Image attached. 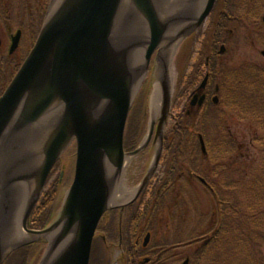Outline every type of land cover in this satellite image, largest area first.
Wrapping results in <instances>:
<instances>
[{"label":"rangeland","instance_id":"1","mask_svg":"<svg viewBox=\"0 0 264 264\" xmlns=\"http://www.w3.org/2000/svg\"><path fill=\"white\" fill-rule=\"evenodd\" d=\"M50 2H52V0H49L45 10H48L49 6L52 7L53 4ZM32 5H34V3H32ZM13 11L15 12L12 14L15 15L19 12H16V10ZM256 12L257 14L255 16ZM38 13L41 15L40 11L35 12L37 15ZM263 14L264 0H228L226 4L224 0H217L214 4L213 11L205 18L199 28L191 29V27H189L187 29L185 36L178 43L176 51L170 57L169 64L166 67L167 72H171L174 76H172V82L167 85V90L170 94L168 111L159 135L157 134L158 121L153 126H151V123L154 119L156 121V118H160V109L159 112L156 111V114L152 111L150 98L154 92V81L157 82L156 71L159 64L158 61L162 62L163 60V49L162 51L159 50V52L158 48L155 49L146 69L143 70V68H141L144 72L142 71L143 74L141 73V78L137 81V88L130 102L124 128V140L131 146L133 151L141 146V144L147 140V137H149V140L147 141V145L139 147L141 150L136 155L129 156L130 160L128 162L125 160L123 165L125 168L122 184L125 186L128 193L134 191L133 195L130 196L125 203L120 205L109 203L111 208L108 209L99 220L92 239L88 264H128L129 248L134 250L142 246L145 249L149 242V236L151 241L153 238L159 241L165 235L166 242H164L165 244L167 243V247H165L169 248L174 238L173 235L176 232L175 226H177V230L179 229L180 235L178 239L182 240L188 237V229L192 223L193 228L199 231L202 230L203 225L207 224L208 220H211V213L209 212L211 207L209 203L210 194L207 192L208 190H204L205 187L196 181H190L191 184L193 183V186L190 187L189 192H186L190 197V202L193 204V207L190 209V206H187L185 211L188 210L185 214H181L179 210V218L177 219L173 217L169 219L168 213H160L156 218V222L159 225V231L156 236L153 233L144 231L145 229L141 223H139L138 227H135V219H132L129 213L126 215V210L127 207H131L129 209L130 212L133 208H139L141 202L143 203L144 210L147 203V196L150 195L149 191L152 190L154 184L161 178L160 174H162L164 169V158L167 156H175L169 155L172 153H168V146L177 142L176 140H179L181 134L183 140L181 142H183V144L181 145L182 150L179 153V159L182 158L181 160L188 161L190 164H198V158L199 161L201 160L199 149H197L195 145L197 139L196 135L198 133L200 134L202 129L205 130L207 126L210 127L211 124L210 119H208L209 117H207V113L204 118H202V114L204 111L211 109V112H213L215 106H218L219 101L218 103H214L210 100V102H207L204 110L199 111V114H195L196 106L190 104L192 98L191 91L196 86L198 87L201 85L202 80H205V71L209 72L213 64L217 79L214 85H217L219 90V83L222 77H225L227 73H231L232 80L237 79L238 83H240V79L243 78L242 74L245 76L246 80H249L248 74L253 71L251 69L254 68V66H264V23L261 21V16ZM36 18L38 19L39 16ZM28 21L29 20H25V24ZM180 22H182V20L176 21L177 24ZM31 24H33L32 20ZM221 46H223V49ZM16 54L15 52V55ZM15 65L16 63L14 64L13 58H7L0 64V88L13 72ZM15 73L16 71L12 77ZM168 78H170V75H168ZM227 78L228 77L224 79L226 82ZM10 81L11 78L7 81L5 87ZM206 83L207 86L210 85V77H207ZM231 83L232 82H228L227 85H231ZM159 85L158 88L161 93ZM190 108H193V111H190ZM215 110L218 114L222 115L221 124L224 125L225 130H227L240 144L242 156L247 157V162H251V160L255 161L254 158L259 154V149L252 142L257 131L255 126L228 116L229 112H227L223 106ZM54 124L56 125V123ZM150 128H152L151 135H149ZM177 130L179 134L173 132ZM40 138L41 137H39V139ZM166 142V151L163 148L160 152L158 161L160 165L157 164L158 166L152 174L153 177H149L143 185L144 188L142 187L145 193H135L143 178L153 166L154 158L159 149L158 145L161 143L163 147ZM189 147L195 148L196 150L195 153L198 158L195 160L189 156V154H191ZM75 153L76 144L75 141H72L67 145L58 161L53 165L49 176H47L40 197L36 200L35 206L30 212L27 222L28 229L40 231L49 226L57 217L66 191L73 180ZM18 165L19 163L15 160V169H17ZM201 166L203 169L204 165L201 164ZM181 167L184 172H187L186 168L189 166L186 165V168L184 166ZM233 168L234 165L232 166V170ZM19 172H15L14 178L11 181L14 183V186L15 180L22 173L21 171ZM11 182L4 181L3 183V180H1L0 192H4L2 188L9 189ZM25 183L27 185L31 184L29 180L25 181ZM4 195H6V193ZM143 195L144 198L142 199ZM174 196L176 198V196H179V193H172L170 198L172 199ZM27 201L28 196H26V202ZM173 201L175 200L173 199ZM1 203L2 201H0V205L6 208L7 204L5 203L3 206ZM189 210L192 212L190 213ZM8 212V210L4 212L6 217L8 216ZM6 217L4 220L7 219ZM38 220L42 221L39 222ZM169 223L171 229H174L175 232L174 230L172 233L168 231ZM183 223H186V225L184 226ZM18 227L22 232L24 231L20 226ZM8 228L9 227H6L7 231L9 230ZM6 234L8 233L6 232ZM132 234L139 235V239L138 237L135 238L138 239V243L135 242ZM31 235L32 236H29L30 238L28 239L30 242L28 241V243L22 244L18 246V248L10 251L2 264H40L46 252L48 241L46 239H38L35 241V235ZM260 236L262 242L258 241V244L251 245V249L255 257L264 262V234ZM146 237L147 239H145ZM21 241L26 242L25 239ZM186 241L187 240H183L182 242L185 243ZM195 247L196 245L186 244V246L174 249L173 251L167 250L166 255L160 260L163 261V264H187L188 259L186 258ZM161 254H157V257L161 258ZM173 258L175 260H172ZM152 261V258L150 260L145 258L143 264H150ZM233 264H236V262Z\"/></svg>","mask_w":264,"mask_h":264},{"label":"water","instance_id":"2","mask_svg":"<svg viewBox=\"0 0 264 264\" xmlns=\"http://www.w3.org/2000/svg\"><path fill=\"white\" fill-rule=\"evenodd\" d=\"M54 1L50 3L53 4ZM117 1L70 0L54 21H50L49 6L32 49L0 96V133L22 97L33 99L34 102L28 121H32L34 115L46 110L52 102H61L65 107L58 129L52 132L44 146L42 151L44 161L40 171L35 172L38 176L36 179L33 178L34 184L30 189L33 193L27 195L28 201L21 216L25 232L39 235L35 241L38 239L48 241L40 264H48L54 251L67 238L71 241L56 264L89 263L92 239L97 225L104 212L111 208L106 199L110 186L103 177L105 173L112 172L114 175L118 173L127 157L136 155L141 150L139 147L145 146L149 140L147 137V140L134 151L125 152L123 149L125 122L131 102L128 98L127 74L124 73V60L117 63L107 61V40ZM130 1L142 18L149 23V41L144 51L142 65L144 70L155 49L158 48V52L162 51L158 45L159 30L156 29L150 1ZM214 2L215 0H205L198 11L197 7L185 11L189 22L188 28H199ZM262 19L264 21V16ZM111 63L116 67L113 68ZM45 64H48L49 78L43 81L45 84L40 87L38 77ZM205 82L206 78L200 87H203ZM163 99L165 106L158 121V135L168 111V90ZM213 99L217 100L216 97ZM202 101L203 96L199 98L198 103L201 104ZM193 103L194 100L191 101V104ZM88 109L93 114L105 112V119L99 126L94 127L88 123ZM72 141L76 144L74 176L59 213L46 228L40 231L28 229V217L40 197L47 176ZM159 157L160 149L156 153L153 166L135 193L141 190L146 180L154 173ZM5 217L4 215L3 219ZM52 231H57L54 241L47 238ZM28 241L15 242L6 249L0 248V264L10 251Z\"/></svg>","mask_w":264,"mask_h":264},{"label":"trees","instance_id":"3","mask_svg":"<svg viewBox=\"0 0 264 264\" xmlns=\"http://www.w3.org/2000/svg\"><path fill=\"white\" fill-rule=\"evenodd\" d=\"M227 1L224 0L225 4ZM256 14L257 12L255 16ZM25 55L26 53H20V60L15 61V68L0 88V94ZM213 65L209 71L210 90L212 91L215 82H217ZM251 70L253 71L248 74L249 80H246L242 74L243 78L240 79V83L237 79L232 80L231 73H227L225 77H222L219 83L218 106H215L213 112H211V109L204 111L202 114V118H204L207 113V117L211 122L210 127L207 126L205 130L202 129L200 132L205 146V153L201 151L198 135H196L198 140L196 139L195 145L199 149L200 161L196 157L195 148L189 147L191 152L189 156L194 160L198 158V164H190L188 161L181 160L182 158L179 159V153L182 150L181 145L183 144L181 134L180 137L178 136L179 140H176L177 142L168 146V153H172L169 155L175 156L164 158L163 174L158 182L154 184L152 190L149 191L150 197L146 200L147 203L143 212L137 208L130 214L132 219H135V227H138L141 223L145 229L144 231H150L156 236L159 231L156 218L160 213H168L169 219L172 217L177 219L179 218V210L181 214H185L188 210L185 211L187 206H190V209L193 207L190 197L186 193L193 186L191 182H199L205 187L204 190H208L207 192L210 194L209 203L211 207L209 212L211 213V220L203 225L204 228L202 227V230H199L201 232L196 231L192 223L188 229V237L179 240V229L177 230V226H175L176 232L173 229L175 232L174 238L170 243L171 246L168 245L170 249L166 248L165 235L159 241L153 238L150 246L153 249L158 248L156 254H162L161 258H158L156 254L151 253L153 261L150 264H163L160 259H163L167 250L173 251L186 246V244L196 245L186 258L188 259L187 264H233L234 262L236 264H264L263 261L255 257L251 249V245L262 242L260 235L264 234V66H254ZM226 77H228L227 82L224 80ZM228 82H232L231 85H227ZM220 106H223L229 112L228 116L251 124L257 129L252 139L254 145L259 149L258 156L254 158L255 161L247 162V157L241 154L240 144L221 124L222 115L215 110ZM173 132L179 134L178 130ZM201 164L204 165L203 169ZM186 165L189 167L186 168ZM181 166H184L187 172H184ZM179 174L181 175L179 176ZM186 174L191 175L192 178H186ZM198 178L204 179L206 185H203ZM176 192L179 193V196H176V198L174 196L171 199L170 195ZM141 204L143 203L141 202ZM183 225L185 226L186 223H183ZM173 230L169 223L168 231L172 233ZM183 240L187 241L183 243ZM131 253H133V250L129 248L128 264L135 262V259H130Z\"/></svg>","mask_w":264,"mask_h":264},{"label":"bare ground","instance_id":"4","mask_svg":"<svg viewBox=\"0 0 264 264\" xmlns=\"http://www.w3.org/2000/svg\"><path fill=\"white\" fill-rule=\"evenodd\" d=\"M70 0H55L50 12V21H54L62 10L67 7ZM155 18L156 29L159 30V47L163 49V60L158 61L156 80L154 81V92L150 98L152 111L160 114L165 106L163 95L167 91V85L172 82V73L167 72V65L170 57L176 51L178 43L183 39L188 29V20L185 11H191L193 7L200 9L205 0H149ZM177 20H182L179 24ZM187 20V21H186ZM149 23L142 18L141 14L134 8L130 0H118L116 10L114 12V20L111 24L110 35L107 40V61L115 62L124 60V73L127 74L128 98L132 99L136 88L137 81L141 78L144 63V51L149 41ZM181 37V38H180ZM180 38V39H179ZM142 47L144 49H142ZM140 49V50H139ZM113 68L116 67L111 63ZM170 71V70H169ZM170 75V78H168ZM40 87L43 81L48 80L49 70L48 64L42 67L39 74ZM160 83V85H159ZM158 85L161 88L159 92ZM168 96L170 97L169 91ZM33 99L22 97L18 100L15 109L5 123L0 133V182L12 181L15 172L22 173L10 183V188H2L4 192H0V201L2 205L6 203V208L0 205V248L6 249L16 241L28 240L32 235L23 230L21 224V216L23 215L26 196L31 194L30 191L36 179V173L43 164V149L52 132L58 129L62 120L65 107L61 102H52L46 110L39 115H34L32 121H28L31 116ZM169 104V101H168ZM88 107V106H87ZM87 118L92 126H99L105 119V112H94L89 109ZM24 120V122H23ZM26 122V123H25ZM56 123V125L54 124ZM94 124V125H93ZM48 131V132H47ZM39 137H41L39 139ZM40 142V143H39ZM15 160L19 163L15 169ZM127 162L130 160L127 157ZM124 166L115 175L112 172L105 173L104 181L109 184L107 191V202L115 205L125 203L133 192H127L122 184L124 176ZM10 172V175H9ZM36 172V173H35ZM20 173V172H19ZM35 173V174H34ZM39 173V172H38ZM9 179V180H8ZM32 184H26L25 181ZM1 184V183H0ZM1 187V185H0ZM1 189V188H0ZM6 191V192H5ZM30 191V192H29ZM6 193V195H4ZM33 193V192H32ZM8 210L7 219L4 220V212ZM6 227H9L8 231ZM6 232L8 234H6ZM15 236V238H14ZM30 236V237H29ZM39 235H35L37 238ZM57 237V231H52L47 238L51 241ZM67 238L58 249H56L50 258L48 264H56L64 253L65 247L71 241Z\"/></svg>","mask_w":264,"mask_h":264},{"label":"flooded vegetation","instance_id":"5","mask_svg":"<svg viewBox=\"0 0 264 264\" xmlns=\"http://www.w3.org/2000/svg\"><path fill=\"white\" fill-rule=\"evenodd\" d=\"M48 2L49 0H0V64H2L3 60H6V57L8 59L13 58L15 64V61L18 62L20 60V53L29 52L34 43L35 36L41 27V21L45 14ZM32 3H34V5H32ZM13 10H16V12L19 11L17 15L12 14L15 12ZM36 11H40L41 15L39 13L38 15L35 14ZM38 16L39 18L37 19L36 17ZM25 20L29 21L25 24ZM31 20L33 21V24H31ZM13 42L16 43L10 49V45L12 46ZM15 52L17 53L16 55ZM206 73L208 72L205 71V74ZM196 87L191 91L192 96L196 95L197 97L195 99L197 100L201 95H204V102L206 103L210 95L212 96V94H210V85H206L203 89L198 90H196ZM189 110L193 111V108H190ZM195 110H197V105ZM163 148L166 151L167 144H165ZM124 149L126 152L133 150L127 142L124 143ZM162 174L160 175L162 176ZM180 175L181 174H179V176ZM185 177L192 178L189 174H186ZM143 190L141 192H143ZM130 208L131 207H127L126 215L128 213L131 214L132 211L136 210L133 208L130 212ZM139 210L143 212V204L139 206ZM137 237L139 239V235L133 234L134 239ZM138 239H135L136 243H138ZM150 242L151 239L149 236V242L146 248L144 249V247L140 246V248L144 250L140 248L133 250V253L130 254V259H135V262H131V264H143L145 258L149 260L151 259V253H158V248L153 249L152 246H150Z\"/></svg>","mask_w":264,"mask_h":264}]
</instances>
